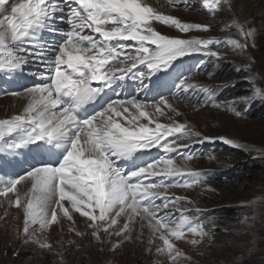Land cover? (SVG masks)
Instances as JSON below:
<instances>
[{
	"label": "snow or ice",
	"instance_id": "1",
	"mask_svg": "<svg viewBox=\"0 0 264 264\" xmlns=\"http://www.w3.org/2000/svg\"><path fill=\"white\" fill-rule=\"evenodd\" d=\"M202 4L213 15L223 10L222 5L233 8L231 0ZM181 7L192 5L189 0H0V73L10 78L27 74L38 81L7 93L21 103L18 111L0 119V156L33 153L32 162L25 160V171L0 175V206L20 211L23 224L17 235L24 245L35 244L64 264L68 244L74 245L71 251L83 247L64 240L66 221L69 232L81 240L90 237L89 246L99 245L100 252L107 245L115 251L121 242H131L139 223L142 230L145 225L149 230L147 251L156 240L162 241L156 255L176 264L181 257L188 261L191 257L174 240L190 235L187 242L197 249L205 238H213L207 227L210 219L202 218L206 210L187 196L169 194L171 189L205 186L207 177L189 167L193 154L182 150L212 138L168 113L182 115L175 101L190 102L197 111L209 106L235 111V103L245 108L264 103V83H258L264 77L252 72L251 61L238 66L237 72L248 73L249 91L232 103L217 100L224 85H197L183 73L169 80L167 95L152 88V77L173 68L177 60L194 54L210 58L209 62L222 60L227 56L224 48L243 57L253 37L247 22L235 16L226 27L238 38L190 36L210 32L211 25L184 22L162 10ZM157 25L183 35L163 34ZM199 64L197 70L207 72L205 61ZM30 65L38 70L31 71ZM207 75L211 78L213 73ZM125 80L136 83V94L122 95L118 90ZM165 116L170 123L160 122ZM219 139L240 147L226 137ZM152 149L165 155L136 164L142 159L138 154ZM174 152L176 156L168 155ZM120 161H132L133 167L126 170ZM5 162L10 161L0 160ZM74 213L85 218L90 231L75 227ZM54 226L57 239L49 240Z\"/></svg>",
	"mask_w": 264,
	"mask_h": 264
},
{
	"label": "rangeland",
	"instance_id": "2",
	"mask_svg": "<svg viewBox=\"0 0 264 264\" xmlns=\"http://www.w3.org/2000/svg\"><path fill=\"white\" fill-rule=\"evenodd\" d=\"M189 3L192 8L171 9L172 15L184 22L210 24L211 31L193 32L188 35L217 39H225L232 35L233 38H238L234 36V29L226 27L235 16L226 5H222L223 10L213 15L203 8L202 0H189ZM241 5L247 8V26L254 33L248 41L246 55L241 57L224 48L222 51L227 53V56L222 60L209 62L210 58L202 54L183 57L174 62L172 75L167 73L165 76L163 90L165 95L169 80L177 76L176 74L183 73L190 77L189 82L197 85L205 87L224 85L217 95V100L232 103L236 97L243 96L249 91V84L245 80L248 73L237 72L238 66L251 61L252 72L258 77H264V0H241ZM251 22L254 25L250 24ZM157 29L170 36L183 35L164 25H157ZM190 58L193 60L188 63L191 65L189 68L188 65H184L187 63L184 61ZM201 60L205 61L203 67L207 72L213 73L211 78L207 72L197 70ZM258 83H264V80H258ZM178 102L183 106V110L181 106H176L182 115L175 116L173 113L168 115L178 122L185 119L202 136L212 139L182 150L193 154L194 159L189 162V166L207 177L205 186H197L195 189H171L169 194L187 196L195 201L196 206L205 209L202 218L210 219L207 227L213 232V238L211 241L205 238L197 249H193L187 242L191 239L190 235L179 241L174 240L175 246L191 257V261L181 257L176 264H264V103L256 101L247 108L243 104L235 103V111L242 113L241 116H236L235 111L223 108L200 107L197 111L190 102ZM165 117H160L161 123L168 119ZM219 137L231 139L240 147L225 144ZM171 139L172 137H169V140ZM171 154L176 156L175 152ZM163 155L165 153L161 150V156ZM123 167L126 168V164ZM17 173H21V169H17L15 174ZM7 215L0 212V220L5 222ZM245 217L249 219L246 223H241ZM2 227L3 223L0 229ZM140 228L135 224L131 242H121L115 251L111 250V245H107L103 252L98 251L99 245H91L94 247L91 248L92 254L100 261L101 256L107 251L111 258L110 264H169L167 256H157L155 252L156 245L162 244V241L156 240L151 245L152 251L148 252L149 232L147 234V226L143 230ZM141 232L144 235H141ZM6 236L4 231L1 232L0 264H59L58 256L39 249L35 244L24 245L18 235L16 236L18 243L6 244ZM10 236L13 235H8V238H11ZM138 236L140 241L137 240ZM48 238L57 239V228ZM63 238L66 241L75 240L83 246L80 251H71L74 245L68 244L67 248L70 251L64 256V264H97L88 256L90 237L81 240L73 232H69L68 228H64ZM112 240L115 243L117 238L113 237ZM134 241L137 243H133Z\"/></svg>",
	"mask_w": 264,
	"mask_h": 264
},
{
	"label": "bare ground",
	"instance_id": "3",
	"mask_svg": "<svg viewBox=\"0 0 264 264\" xmlns=\"http://www.w3.org/2000/svg\"><path fill=\"white\" fill-rule=\"evenodd\" d=\"M231 2L233 5L232 11L234 12V15L237 16L240 20L247 21L248 11H247L246 7L241 5V0H231ZM162 10L165 11L166 14L172 15L170 8H164ZM250 24L254 25L253 22H251ZM46 38L49 39V36L47 34H46ZM50 39H52V38H50ZM55 39L58 40V39H60V37L57 36V37H55ZM192 60H193L192 58L187 59L186 61H184V63L187 62L184 65H188L190 68L191 65H189L188 63L191 62ZM28 67L31 71H37L38 70L35 65H30ZM186 68H187V66H185V69ZM171 71H172V68L167 70V71L158 72L155 76L152 77V81H151L150 86L152 88H154V86H156V84H158V83H161L162 82L161 80L166 76L167 73H171ZM179 74H181V73H179ZM179 74H176V75H179ZM37 82L38 81L34 77H32L31 75H27V74L22 75V76L16 75V76H13L10 78L8 75L0 73V119L6 118V117L12 115L13 112L18 111L20 103H21L19 100H17L16 97H13L12 95L7 94V93L21 91L23 89V87L28 86V85H32V84L37 83ZM123 84H124L123 89L122 90L118 89L119 91L122 92V95L131 96V95L135 94L134 93L135 91L137 93L138 89H137L135 82L130 81V80H125L123 82ZM161 85H162V83H161ZM109 95L113 96V98H114V93L111 90H109ZM174 103H175V106H179V107L181 106L180 108L183 110V106L180 102L175 101ZM165 118L167 119V117H165ZM182 121H186V120L184 119ZM165 123H170V121L167 119L165 121ZM32 155H33V153L26 152L25 155L21 156V157H3V156H0V160L10 161V162H5V163H0V175H4V176L15 175V172L17 169H21V172L25 171V169L28 166L25 163V160L32 162V160H31ZM138 155H141L142 159L137 160L136 164L146 163V162H150V161L158 158L159 156H161V150L159 151L158 149H152L150 153H143V154H138ZM168 155L172 156L171 153ZM210 161H211V159H210ZM177 162L179 163L180 161H177ZM120 164L122 167L126 164V168H125L126 170L133 167L132 161H120ZM189 167L196 170L192 166H189ZM153 179L158 180V179H160V177H154ZM177 179H179V178H177ZM0 199H2V198H0ZM0 212L8 214L5 222H3V220H0V226H2V223H3V227H2V229H0V235H1V232H3V231L5 232V235H7L5 237V243L6 244L9 242L11 244L18 243V239H16V236H17V233L20 230V228H22V224H23L22 215H21L20 211L14 207H8L7 205H5V206H0ZM73 215H74V219H75V227L78 230L90 231L86 228V225L84 223L85 218L80 217V215L78 213H74ZM121 221H122L121 224H123L124 221L123 220H121ZM137 225L140 226L139 223H137ZM69 226H70V222L66 221L64 223L63 231H64V228L69 229ZM55 229H56V226L53 227V229L50 231V233H54ZM146 230H147V234H148V232H149L148 228ZM8 235H13V236H10L11 238H8ZM142 235H144V234H142ZM147 237H149V235H147ZM147 237H145V238L147 239ZM133 243H137V242L134 241ZM91 248H94V247L89 246L88 256L92 260V262L97 263V264L98 263L103 264V262H105L106 264H110L111 258L108 256L107 251H105L103 256H101L100 261H99V259L96 258L92 254L93 250ZM64 260H65V258H64Z\"/></svg>",
	"mask_w": 264,
	"mask_h": 264
}]
</instances>
